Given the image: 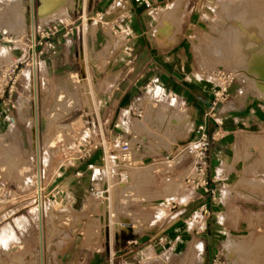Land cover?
<instances>
[{"label":"rangeland","instance_id":"374dc122","mask_svg":"<svg viewBox=\"0 0 264 264\" xmlns=\"http://www.w3.org/2000/svg\"><path fill=\"white\" fill-rule=\"evenodd\" d=\"M85 1L79 0L75 6V0H31L29 10L36 30L40 5L39 14L42 15L41 8L46 6V14L53 10L56 12H51V16H62L68 11L64 10L67 5L69 9H79ZM20 2L23 0H0V18L6 21L1 25L16 31L9 41L1 38L0 43V47H15L14 56L9 50L0 54V264H41L42 260L43 264H91L92 251L98 256L103 254L106 240L119 239L122 245L128 232L140 229H120L114 223L107 226L102 222L100 204L105 199L98 197L97 192L105 184L110 190L107 203L113 222L133 220L141 227L157 228L181 223L195 228L196 235L191 236L193 239L187 247L159 246L154 251L145 243L137 244L141 264H264V221L231 209L213 214L210 205L198 201L210 194L212 202L213 192L210 184L205 189L191 179L196 153L193 145L197 140L192 138L188 118L175 109L169 111L164 104L149 102L146 122L139 123V119H143L140 117L135 127L153 124L160 131L150 136L167 148V152L158 155V161L147 162L141 167L132 163L125 167L127 178L122 179L113 162L109 169L89 168L82 167L84 160H79L73 166L81 164L73 172L75 191L67 196L57 193L59 181L70 175L63 174L70 166L65 161L63 144L72 140L70 134L88 135L85 120L77 118V114L68 119L61 116L69 115L74 109L90 107L87 80L84 74L79 75L80 86H71L69 90L55 82L50 85L49 79L45 83L46 89L40 85L37 70L35 72L32 64L27 67L22 55L23 36L33 38V35L28 20L14 15ZM204 11L203 22L188 40V49L198 71L220 84L218 92L226 89V100L231 98L233 89L237 90L236 95L264 103V50L259 45L264 40L260 30L264 23V0H205ZM238 14L239 18H247V24L251 21L250 27L257 29L253 39L256 43L249 45L248 35L240 46L233 48L229 34ZM172 19L178 20L173 14ZM245 48H249L247 52ZM15 66L18 67L14 71ZM15 76L17 81L10 92L11 77ZM44 95L50 102L44 107L43 101L41 108L39 100ZM176 116H182L179 122L173 120ZM140 136L145 140L149 137L143 133ZM94 174L96 177L92 179ZM38 176L41 183L37 182ZM40 198L42 211L38 206ZM186 202H189V211L181 213L180 204ZM212 222H219L223 230L216 232L204 227ZM76 223H80L77 228ZM202 235L208 239L219 235L222 241L211 248L210 242L205 245ZM230 238L236 248L227 252L224 244ZM207 254L209 258L206 259Z\"/></svg>","mask_w":264,"mask_h":264},{"label":"crops","instance_id":"0c3cea01","mask_svg":"<svg viewBox=\"0 0 264 264\" xmlns=\"http://www.w3.org/2000/svg\"><path fill=\"white\" fill-rule=\"evenodd\" d=\"M30 1L23 3L30 7ZM40 6L35 51L33 39L23 36L22 55L27 67L37 61L38 81L45 89L47 79L50 85L55 82L65 90L71 88L73 74H84L87 80L90 107L74 109L62 118L77 114V118L85 120V132L95 142L101 135L111 143L118 138L130 140L136 148L133 163L141 167L158 161V155L167 152V148L150 137L160 132L153 124L135 128L139 119L135 112L142 111L139 123L146 122L149 102L183 113L191 124L193 139L198 140L202 134L209 138L207 175L213 199L210 202V194H206L198 201L210 205L213 214L231 209L264 221V103L252 102L232 89L230 99L213 105L220 85L200 74L188 49L189 38L204 20L205 0H86L82 11L67 9L62 16L49 13L44 21ZM101 13H105L103 24L94 21ZM172 14L178 20L174 21ZM2 22L6 21L0 18V25ZM5 28L1 25L0 31ZM8 46L0 47V54L9 50L14 56L15 47ZM43 101L47 107L49 97L44 95L39 100L41 108ZM140 133L149 137L139 138ZM89 163L102 166V152L95 151L81 164L85 167ZM81 164L64 169L63 174L70 175L59 181L58 194L67 196L75 191L73 172ZM188 206L189 202L181 203V213L188 212ZM104 221H109L108 212L103 214ZM127 222L132 228L124 229L136 230L133 220ZM204 227L223 230L219 222ZM138 229L128 232L122 245L119 239L106 240V250L99 256L90 246L91 264H141L137 244L145 243L154 251L159 246L183 248L196 235L195 228L181 223L158 228L144 225ZM218 236L201 237L206 246L210 242V247L215 248L222 241Z\"/></svg>","mask_w":264,"mask_h":264},{"label":"built area","instance_id":"2783aa9c","mask_svg":"<svg viewBox=\"0 0 264 264\" xmlns=\"http://www.w3.org/2000/svg\"><path fill=\"white\" fill-rule=\"evenodd\" d=\"M79 10L82 11V8L80 7ZM104 14L105 13L97 14L94 21H97L103 24ZM81 16H82V19L86 21L87 18L84 16L83 12H81ZM1 34H2L1 38L5 41H9L10 38L12 37V33L10 31H7V29H2ZM32 47L35 51L36 44ZM17 67L18 66H15L13 70L15 71ZM11 79H12V83L9 89L10 92L13 91L14 85L17 81V76H15V78L11 77ZM70 84L73 87L80 86L81 84L80 76L78 74L71 75ZM225 90L226 89L224 88L222 90V93L220 92L215 93V99L213 101L214 106L226 100L227 96L224 94ZM135 116L139 118L142 117V111L141 110L136 111ZM70 135L73 137L72 140L65 143V145L63 144L62 146V150L66 151L65 161L68 162L70 166H75L76 162H78L79 160L88 159L92 156V154L95 151L101 150L102 155H103L102 166H97L93 163H89L87 166L89 168L99 167V168L109 169L110 162H113L114 166L119 168V176L122 179L127 178V174L124 172V169L125 167L130 166L133 163L134 157L136 154V148L132 145L130 140H123V139L118 138L114 140L112 143H110L104 136L101 135L100 140L98 142H95L88 136L81 137V136H76L75 134L74 135L70 134ZM193 147L195 148L196 153H195V158H194L195 169H194V172L192 173L193 175L191 176V179H193L194 182L197 181L198 186H201L207 189L208 184H209V178L207 175V169H208L207 152L209 148L208 136L206 134H202L201 137L195 142ZM116 154H118V156L117 158H114ZM109 191L110 190H109L108 184H105L102 187V190L97 192L98 197H104L105 199V201L100 204L101 205L100 211L102 213L101 215L102 222H103L104 213L108 212L109 216L110 214L113 215L112 213L109 212L110 211L109 203H107L109 199ZM205 212H208V211H205ZM104 223L108 226L110 223H113V222L112 220H110V217H109V221H104ZM126 227H127L126 224L124 225L122 223L117 224V228L124 229ZM107 233H109L108 228H107Z\"/></svg>","mask_w":264,"mask_h":264},{"label":"bare ground","instance_id":"6f19581e","mask_svg":"<svg viewBox=\"0 0 264 264\" xmlns=\"http://www.w3.org/2000/svg\"><path fill=\"white\" fill-rule=\"evenodd\" d=\"M14 1H16L17 2V0H14ZM28 2V1H27ZM62 2H64V1H62ZM78 2H79V0H77L76 1V3L74 4L75 6H77L78 5ZM30 3H31V1H30ZM19 4V3H18ZM29 4V3H28ZM27 5V4H26ZM23 2H20V4L18 5V6H16L18 9H16L15 11H14V15L15 16H17V17H19V19L21 18V16H23L24 18H25V20H28V24H29V26H30V32H31V34L33 35V42H32V46H34L35 44H36V40H35V38H36V27H35V23H34V19H33V17H32V15L30 14V10H29V5L28 6H26ZM61 5H63V4H61ZM66 5V4H65ZM45 8H46V6H44ZM44 7L43 8H41V11H42V15L40 14V16H42V17H45V16H47L49 13H47L46 14V11H45V9H44ZM68 7H70V6H66V7H64V10H65V12H66V10L67 9H69ZM62 8V7H61ZM173 8V7H172ZM47 10V9H46ZM48 11V10H47ZM48 12H50V11H48ZM41 13V12H40ZM49 15H51V12H50V14ZM41 17V18H42ZM18 19V18H17ZM44 19V18H43ZM235 25H234V27H232V29H231V31H230V34H229V41H230V43L232 44V46H233V48H236V46H240V44L243 42V41H245V40H243V39H245L244 37L245 36H248V37H250V43H249V45L251 44H254V43H256V42H254L255 40H253L254 38H255V36H256V34H257V29L256 30H254V28L253 27H250L249 25H250V23H251V21L247 24V18H239V14L238 15H236V18H235ZM254 22V21H253ZM262 22H263V20H262ZM253 25H255L254 23H253ZM231 27V26H230ZM255 27H256V25H255ZM261 30V35H262V37L264 38V23L262 24V29H260ZM7 31H9L8 29H7ZM259 31V30H258ZM241 37H243V38H241ZM248 43H246V45H248ZM257 44H259V43H257ZM244 45H245V43H244ZM260 47L261 48H263V50H264V40L262 41V42H260ZM250 47V46H249ZM249 49V48H248ZM248 49L247 48H245L244 49V51H248ZM261 50V49H260ZM258 54V53H257ZM255 55V54H254ZM256 56V55H255ZM32 68H34V70H35V72H36V70H37V61L36 60H34V63H33V67ZM238 77L240 78L241 76H240V74L238 75ZM263 77H264V75H263ZM262 77V78H263ZM36 80V79H35ZM88 87V86H87ZM33 108V107H32ZM166 113V112H165ZM180 118H182V116H176L175 118H173V120H177L178 122H179V119ZM164 119V121H165V118H163ZM162 121L163 120H161V118H160V124L162 123ZM170 122V121H169ZM173 122V121H172ZM171 122V123H172ZM158 123V122H157ZM166 123H167V119H166ZM165 123V124H166ZM164 123H163V125H165ZM174 124V123H173ZM162 125V124H161ZM169 126V125H168ZM167 126V127H168ZM173 125H171V126H169V127H172ZM164 127V126H163ZM164 129V128H163ZM37 182L38 183H41V177H39L38 176V178H37ZM40 189H41V187H40ZM41 191V190H40ZM39 210L40 211H42V208H43V202H42V200H41V198H40V202H39ZM38 216V215H37ZM39 221H41V220H39ZM140 222V221H139ZM126 224L127 225V228H132V226L128 223V222H120V224ZM134 223H135V226H136V228H139V227H141V225L137 222V221H134ZM42 224V223H41ZM43 233V232H42ZM39 244H40V248L42 249V247H43V243H42V236L40 235V242H39ZM236 248V245L234 244V242H233V240L230 238L225 244H224V250L225 251H232L233 249H235ZM41 253V252H40ZM41 264H42V261H41Z\"/></svg>","mask_w":264,"mask_h":264},{"label":"water","instance_id":"95a60500","mask_svg":"<svg viewBox=\"0 0 264 264\" xmlns=\"http://www.w3.org/2000/svg\"><path fill=\"white\" fill-rule=\"evenodd\" d=\"M37 133H38V121H37ZM37 138H38V136H37ZM42 257H43V254H42Z\"/></svg>","mask_w":264,"mask_h":264}]
</instances>
